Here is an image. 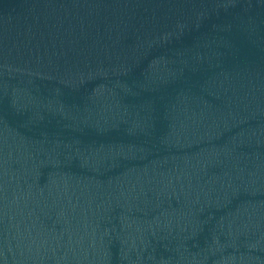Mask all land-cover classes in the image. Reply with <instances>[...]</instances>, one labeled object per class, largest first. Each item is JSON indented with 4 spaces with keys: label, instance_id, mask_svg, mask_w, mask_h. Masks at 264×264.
I'll list each match as a JSON object with an SVG mask.
<instances>
[{
    "label": "water",
    "instance_id": "95a60500",
    "mask_svg": "<svg viewBox=\"0 0 264 264\" xmlns=\"http://www.w3.org/2000/svg\"><path fill=\"white\" fill-rule=\"evenodd\" d=\"M0 264H264V0H0Z\"/></svg>",
    "mask_w": 264,
    "mask_h": 264
}]
</instances>
